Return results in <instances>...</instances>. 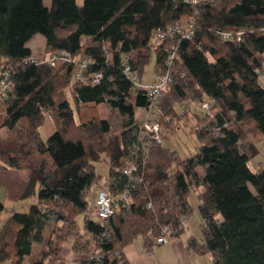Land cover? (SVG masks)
<instances>
[{
  "label": "trees",
  "instance_id": "obj_1",
  "mask_svg": "<svg viewBox=\"0 0 264 264\" xmlns=\"http://www.w3.org/2000/svg\"><path fill=\"white\" fill-rule=\"evenodd\" d=\"M190 16L191 37L154 45L158 28ZM241 29L240 39L221 34ZM38 33L46 38V54L66 50L74 59L55 65L28 60L34 53L27 42ZM152 53L151 81L168 71L173 76L160 100L162 117L179 116L178 102L214 101V118L195 114L200 145L191 155L139 138L137 108H151L150 99L124 67L130 64L144 82ZM263 55L264 0H51L50 5L0 0V65L14 80L3 100L0 127L16 133L15 138L0 135V169L27 170L16 198L38 194L28 211H12L0 226V262L22 264L53 221L62 223L32 264L57 261L68 242L77 254L87 255L92 241L95 255L80 264H131L124 247L138 237L150 252L165 225L169 239L184 231L197 190L202 238L191 236L189 247L210 254L213 264H264V160L253 169L250 160L258 152L241 143L244 123L264 134ZM82 59L88 60L84 66ZM95 72L103 77L92 83ZM59 88H69L71 95L63 91L58 98ZM102 103L123 117L121 133L110 119L95 118ZM46 111L56 129L44 139L40 127ZM87 114L93 115L85 119ZM128 156L135 157L144 182L132 188L128 208L104 219L93 216L88 195L97 182L96 162L110 163V190L118 200L130 182L121 170ZM9 180L0 175L10 193Z\"/></svg>",
  "mask_w": 264,
  "mask_h": 264
},
{
  "label": "rangeland",
  "instance_id": "obj_2",
  "mask_svg": "<svg viewBox=\"0 0 264 264\" xmlns=\"http://www.w3.org/2000/svg\"><path fill=\"white\" fill-rule=\"evenodd\" d=\"M51 0H45V3L47 5H50ZM79 2H82V0H79ZM189 17L182 19L187 20ZM43 34H36L33 38H31L30 44L34 47L36 52H34L35 55H43L46 51L45 42L42 40ZM85 43L90 42L88 38L84 39ZM155 45V42H154ZM262 60L264 63V55L262 56ZM154 65H155V53H152L150 61L145 66V73H144V82H150L153 78V71H154ZM264 65V64H263ZM63 88H59L57 90V97L64 96V92H67L68 96H70L71 90L69 88H65V90H62ZM66 94V93H65ZM163 95L159 98L158 102L153 108H137V122L141 123L142 120L146 119L148 116L155 118L156 120H159L161 123V130L160 134L162 137V143L165 146L177 149L181 155L188 156L195 152H197L198 147L200 145L199 140L196 137V133L193 130L195 128V124L198 123L197 115L196 113H202L209 118H214L215 110L213 109L211 113L205 112L201 109V103L203 102H197V101H182L178 102L177 109L180 111L179 116H166L162 117L161 110H160V100L162 99ZM209 100V98L205 99ZM204 100V101H205ZM4 103H0V112L4 114ZM93 114H87L85 115V119H88ZM95 118L101 119V118H108L114 123V130L117 133H121L122 130L125 128L124 125V119L123 117L115 112L113 109H111L107 104H99L96 108L95 112ZM244 128L246 129V132L244 134V137L242 139V142L248 149L249 152L257 151L258 153L253 156L250 160V165L253 169H257L259 164L264 160V134L259 131V129L254 126L252 123H244ZM56 129V122L53 118V115L50 111H46V115L44 118V122L42 126L40 127L41 135L44 139H47ZM211 134L216 135L218 133L217 127L213 126L211 127ZM0 135L4 138L13 137L15 138V131H9L5 127H0ZM146 139H149L146 137ZM146 142L148 140H145ZM106 164L110 163L107 160H102L96 162L97 170L101 166H106ZM200 171H202V168H200ZM0 175H3L5 179H11L9 180L12 185L10 189L12 191H8V186L4 183L2 184L0 182V199L4 202L5 208L0 210V226L3 224V222L8 218V216L12 213V211H28L31 204L36 203L38 201V194H32L26 198H16L17 193L20 190V188L23 185V182L25 178L27 177V170L26 169H20L17 170L15 168H9V169H0ZM96 185V183H95ZM251 188L253 186L250 184ZM194 190L191 194V199L194 202V212L192 214V218L190 219V224L194 227L198 225V221L200 219V212L198 207V199L195 195ZM88 201L89 206L93 208L95 206V195L93 192H90L88 195ZM83 216L80 215V223L83 221ZM58 223L62 222H50L45 230V240L42 242H34L32 252L25 256L23 259L22 264H32V262L35 259H38L42 256L43 250L47 249V239L51 235V231L54 228H57ZM91 250L90 253L85 254H77L74 249L71 246V243H66L65 246L62 248L58 260L54 261L52 264H80L79 261H81L82 258L95 255V248H94V242H91ZM5 262H10L5 261ZM5 262H0V264H4Z\"/></svg>",
  "mask_w": 264,
  "mask_h": 264
},
{
  "label": "built area",
  "instance_id": "obj_3",
  "mask_svg": "<svg viewBox=\"0 0 264 264\" xmlns=\"http://www.w3.org/2000/svg\"><path fill=\"white\" fill-rule=\"evenodd\" d=\"M192 2H198L199 0H186ZM194 17L190 16L187 20H180L174 24H171L164 28H158L154 33L155 46L157 47L161 40L166 38H181V37H191L193 33ZM244 29L238 30L235 34L231 31L222 32L224 38H237L240 39ZM173 55L170 56L172 58ZM74 59L73 55L66 50H57L50 54L44 53L43 55L32 54L28 60L39 63L48 61L52 64H57L58 61H68L71 62ZM87 59H82L81 65L84 66L87 63ZM125 72L133 81L134 86L137 88H144L147 90L151 108H153L158 102L159 98L163 95V90L166 86L172 82L173 76L170 71L158 75L155 79L150 82H143L140 75L136 70H133L130 64H126L124 67ZM77 78H81L80 72H77ZM103 77L101 72H95L90 75L89 81L92 83H97ZM14 80L11 71L0 65V103L6 98V96L13 91ZM214 101L209 99L201 103V109L205 112L211 113L213 110ZM138 135L139 138L144 140L148 137L150 140L157 142H162V137L160 134L161 123L152 117H147L138 123ZM121 170L123 173L130 177V182L128 187L124 189L119 199L117 200L115 195L110 190V186L103 187L99 190L96 197L95 206L92 208L91 214L99 219H104L116 211H120L123 208H128L132 202V188H135L138 184L144 182L143 175L138 173L139 164L135 157H124L122 160ZM152 202L148 203L151 206ZM170 226L165 225L163 228V234L158 237V243L169 241L167 232Z\"/></svg>",
  "mask_w": 264,
  "mask_h": 264
},
{
  "label": "crops",
  "instance_id": "obj_4",
  "mask_svg": "<svg viewBox=\"0 0 264 264\" xmlns=\"http://www.w3.org/2000/svg\"><path fill=\"white\" fill-rule=\"evenodd\" d=\"M42 40L46 46L45 36H42ZM30 41L31 39L27 42V45L34 53L36 50L30 44ZM110 182V165L106 164V166L99 167L97 170L96 185L94 184L91 189V192L95 195V199L99 190L103 187L110 186ZM191 218L183 219L182 226L184 227V231L179 236L169 239L167 242L156 244L150 252L145 249L142 237H138L124 247L126 257L131 264H213L210 254H205L200 247H189V239L191 236H195L199 240L202 238L200 230L202 221L201 213L197 226L193 227L190 224ZM4 264H10V262H5Z\"/></svg>",
  "mask_w": 264,
  "mask_h": 264
}]
</instances>
